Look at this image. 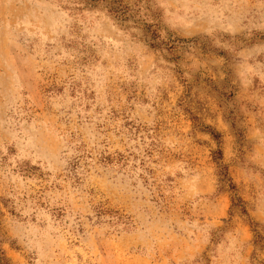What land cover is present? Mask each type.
<instances>
[{
	"label": "rangeland",
	"instance_id": "obj_1",
	"mask_svg": "<svg viewBox=\"0 0 264 264\" xmlns=\"http://www.w3.org/2000/svg\"><path fill=\"white\" fill-rule=\"evenodd\" d=\"M0 235L9 264H264V0H0Z\"/></svg>",
	"mask_w": 264,
	"mask_h": 264
},
{
	"label": "trees",
	"instance_id": "obj_2",
	"mask_svg": "<svg viewBox=\"0 0 264 264\" xmlns=\"http://www.w3.org/2000/svg\"><path fill=\"white\" fill-rule=\"evenodd\" d=\"M109 12L117 19L120 21H126L128 19L133 18V10H131L128 7H109ZM138 18V17H137ZM135 25H138V22H134ZM145 26V31H144V35L143 38H145L146 42H147V46L150 49H161L162 46H164V44L166 43L163 39V37L161 36V30L159 28V26ZM179 40V39H177ZM180 41V40H179ZM182 42V41H181ZM183 43H188L186 41H183ZM166 45V44H165ZM169 46L168 48L170 49L171 52H178V49L176 48V46L174 45V42L169 40V44L167 45ZM219 154L221 155V153L219 152ZM106 162H110V159H106ZM236 204H234L233 206L239 208L241 210V212L245 215H247V211L244 208V203L241 201V199L235 200ZM101 215H108L107 212L102 211L100 213ZM115 218L117 217L114 216ZM120 218H117L118 221H120ZM3 239L0 235V245L2 243ZM0 264H9L8 259H6L4 252L2 251V249L0 248Z\"/></svg>",
	"mask_w": 264,
	"mask_h": 264
}]
</instances>
